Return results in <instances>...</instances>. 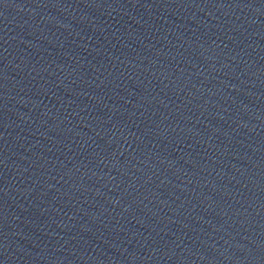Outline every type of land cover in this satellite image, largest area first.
Here are the masks:
<instances>
[{
    "label": "water",
    "instance_id": "obj_1",
    "mask_svg": "<svg viewBox=\"0 0 264 264\" xmlns=\"http://www.w3.org/2000/svg\"><path fill=\"white\" fill-rule=\"evenodd\" d=\"M0 264H264V0H0Z\"/></svg>",
    "mask_w": 264,
    "mask_h": 264
}]
</instances>
